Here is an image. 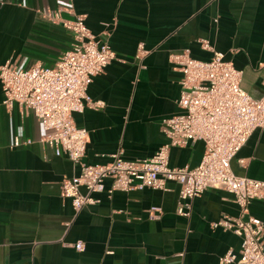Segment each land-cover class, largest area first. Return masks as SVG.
I'll return each instance as SVG.
<instances>
[{"label":"crops","instance_id":"obj_1","mask_svg":"<svg viewBox=\"0 0 264 264\" xmlns=\"http://www.w3.org/2000/svg\"><path fill=\"white\" fill-rule=\"evenodd\" d=\"M46 8L59 18L44 15ZM78 14L115 54L87 87L103 104L72 113L88 131L86 162L106 163L117 150L127 159L148 157L168 140L161 120L181 110V73L170 55L188 48L209 59L212 49L200 39L241 69L248 93L264 91V0H0V63L54 65L74 39L62 19ZM140 45L148 51L138 56ZM2 97L0 82V264H217L227 249L238 251L240 235L211 224L239 214L223 188L192 197L182 215L175 180L109 192L106 178L95 193L99 201L75 210L60 181L79 165L40 140L43 127L30 109L6 106ZM15 135L21 143H13ZM203 151L202 140L173 145L169 165L194 167ZM230 165L236 174L264 179V129L250 133ZM152 206L160 209L157 217ZM248 213L264 221V199H252ZM77 240L83 249L75 248Z\"/></svg>","mask_w":264,"mask_h":264},{"label":"built area","instance_id":"obj_2","mask_svg":"<svg viewBox=\"0 0 264 264\" xmlns=\"http://www.w3.org/2000/svg\"><path fill=\"white\" fill-rule=\"evenodd\" d=\"M44 15L59 18L58 10L46 8ZM73 32V42L52 66L34 63L19 67L10 59L0 63L2 103H14L30 109L42 124L40 140L54 150L65 154L79 171L64 176L60 194L69 197L75 210L99 201L95 193L105 189L104 179L110 178L107 191L129 190L144 186L164 188L166 180L179 184L176 211L187 215L190 199L206 188H223L231 192L239 206L236 216L222 215L212 221L240 235L238 251L227 249L217 264H264V221L248 213V204L254 198L264 199V179L233 172L230 161L255 128L264 129V91L253 96L241 86V69L231 59L200 39L203 47L211 48L209 59L193 57L188 48L171 53L170 60L180 71V111L163 117L161 130L168 140L148 157L127 159L121 150L112 153L106 163L83 160L88 131L78 126L72 113L86 105L99 107L101 100H93L87 93L92 76L103 71L115 56L111 45L100 40L84 22V15L62 19ZM142 45L137 55L147 52ZM195 140L204 142L201 159L194 167L170 166L169 151L173 145H186ZM29 138L24 143H29ZM22 141L18 135L13 143ZM84 187V191L81 190ZM160 209L150 207L151 217ZM84 247L82 240L74 243Z\"/></svg>","mask_w":264,"mask_h":264}]
</instances>
